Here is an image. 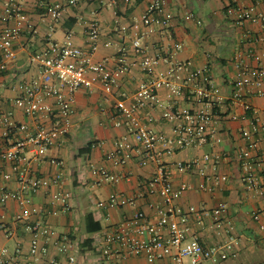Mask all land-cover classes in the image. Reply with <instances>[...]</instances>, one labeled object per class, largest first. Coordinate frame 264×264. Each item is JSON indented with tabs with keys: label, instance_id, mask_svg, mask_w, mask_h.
<instances>
[{
	"label": "crops",
	"instance_id": "crops-1",
	"mask_svg": "<svg viewBox=\"0 0 264 264\" xmlns=\"http://www.w3.org/2000/svg\"><path fill=\"white\" fill-rule=\"evenodd\" d=\"M153 1L80 0L75 6H65L61 20L56 23L48 16V5L50 2L66 5L67 0H0V24L13 26L15 23L13 16L5 14L7 2L19 4L25 17L21 35L15 43L18 59L0 82V106L3 111L11 113L17 123H26L30 128L43 121L51 125L44 115L28 116L15 104L21 96L19 84L41 82L40 66L31 63V57L46 50L50 28H54L53 39L56 42L63 43L71 36L77 46L87 49V27L97 21L101 36L94 60H104L109 68L116 70L120 67L123 51L130 65L129 71L121 75L113 93H105L100 84H96L92 90L76 92L71 132L58 146L48 151L41 165L32 164L41 177L61 176L62 191L72 196L68 207H55L57 214L32 217V221L41 220L57 233V239H50L46 244L45 240L41 242L47 247L42 257L32 259L29 255L32 235L27 224L15 221V215L20 211L17 203L9 201L3 205L0 199V223L5 222L11 231L8 236L0 229V247L7 248L9 256L18 255L20 264L28 260H33L34 264H48L51 259L58 264H67L70 256L75 257V264H110L101 257L97 246L106 232L117 230L140 211L157 221L153 206H164L163 199L157 195L141 194L144 191L142 184L150 179L156 166H142V155H136L124 165H116L106 156L116 150L119 140L126 138L134 141L126 125L114 126V116L116 103L124 100L127 106L132 105L137 88L147 79L140 65L144 53L160 58L158 70L167 71L170 65L164 59L176 43L182 44L183 49L175 53V59L191 61L194 68L208 67L214 86L225 100L209 126L207 143L179 150L164 159L172 171L174 187L184 183L193 187L174 202V207L187 216L188 239L198 238L208 247H229L228 259L218 262L207 260L203 264H264V195L246 188L239 159L242 150H251L254 170L264 177V144L251 149V140L242 135L244 130H248L253 133V140L257 136L253 131L252 112L245 110L244 103L259 108L264 119V97L249 95L244 90L240 98L235 101L231 99L241 67L256 66L259 62L254 55L261 56L260 63L264 66V42L260 40V37H264V21H246L238 25L234 17L228 14L229 7L250 6L253 4L251 0H165V10L173 15L171 26L147 38L144 52L136 53L129 34L121 35L118 28L141 20ZM256 9L258 13H263L264 4H257ZM188 14H193L194 19H187ZM182 76H186V73L183 72ZM167 94L166 89L160 90L165 106L175 102L177 107H189L185 96L171 101ZM48 102L54 104L53 100ZM148 112L149 109L139 114L141 122L160 135H173V124L163 119L161 109L151 112L157 117L154 123L146 121L145 113ZM233 115L237 118L233 119ZM0 130L3 134L0 137V153L11 142L24 136L23 132L17 130L9 135H6L4 128ZM205 155H211L213 161H204ZM27 156L31 159L34 153L29 152ZM216 156H220L217 162L214 161ZM194 159L200 162L190 172L178 171L177 163ZM13 166L12 162L0 161L1 169L13 176L9 182L0 176V195L3 189L19 188ZM101 169L124 178L118 182L104 181L92 186ZM218 176H225L227 180L215 190L199 188L202 183L212 186L214 178ZM55 189L53 187L51 191ZM113 194L136 200L131 205L109 211L98 207V202L108 200ZM32 197L34 206L52 211L50 191L40 190ZM222 203L226 205L222 214L223 224L217 227L213 212ZM191 208H195L196 212ZM256 213L261 214L259 219H255ZM89 216V227L92 229L98 224L100 230L91 233L87 230ZM166 263L172 264L169 259L155 264ZM117 264H148V261L145 255H126Z\"/></svg>",
	"mask_w": 264,
	"mask_h": 264
},
{
	"label": "built area",
	"instance_id": "built-area-1",
	"mask_svg": "<svg viewBox=\"0 0 264 264\" xmlns=\"http://www.w3.org/2000/svg\"><path fill=\"white\" fill-rule=\"evenodd\" d=\"M80 0H67L66 5L50 2L48 16L59 22L62 18L65 6H75ZM128 1V0H127ZM250 6L233 5L227 12L233 16L236 24L242 25L246 21H264V12L258 13L257 4H264V0H251ZM104 4L102 3V6ZM165 0H154L148 7L141 20L129 25L120 26L118 32L121 35L129 34L132 47L136 53L144 52V41L162 32L171 26L173 15L165 10ZM5 14L13 16V26L0 24V82L4 78L9 67L16 63L17 51L15 43L19 39L25 17L21 14V7L14 2H7L4 8ZM187 19H194L193 14H188ZM54 28L48 33L46 50L31 57V63L37 64L41 69V82H24L18 85L21 96L15 104L28 116L42 114L49 119L51 125L43 122L36 123L32 128L26 123H17L11 113L5 112L0 106V129L4 128L6 135L17 130L24 133L19 139L11 142L0 153V161L14 163L17 190L3 189L0 195L1 203L6 205L9 201H15L20 211L15 215V221L27 224L31 232L32 240L29 255L32 259H38L47 252V247L42 241L57 239V233L41 220L32 221V217H43L47 214H57L55 208L58 205L68 207L71 194L61 189V176L52 178L41 177L38 171L33 169L32 164L41 165L49 150L58 146L60 142L71 132V116L74 113L75 94L81 89L92 90L96 84H100L107 94L113 93L119 85L120 77L130 69L126 54L122 51L120 67L113 70L108 67L106 61H95L93 55L100 45V26L97 21L91 22L86 31L87 49L77 46L71 36L63 43L53 39ZM264 42V37H260ZM183 49V45L176 43L164 59L169 63L167 71L158 70L160 58L144 53L141 60V68L147 79L142 82L135 92L133 103L127 106L124 100L116 103L114 126L126 125L133 136V142L121 139L116 144V150L107 154L106 158L116 165H124L136 155H142V166L154 164L155 171L142 187L143 193L148 196L157 195L163 199L164 206H153L157 213V221L150 219L144 212H137L129 221L111 232H106L98 243V251L101 257L110 264H117L126 255H145L148 264L167 261L172 264H203L204 261L213 262L228 259V246L208 247L198 238L187 237V216L181 214L174 207L186 191L193 189L192 185L184 183L174 187L172 171L165 162V157L174 155L177 151L201 146L208 142L209 126L217 117L218 108L223 105L224 97L213 84V76L208 67L194 68L191 61L182 62L175 59V53ZM240 54V52L238 53ZM259 62L253 67H241L240 73L235 80V92L232 101L241 97L242 91L246 90L249 95L264 97V66L260 63L261 56L254 55ZM185 72L186 76H182ZM168 91V98L175 101L178 97L185 96L189 101V107L180 108L171 102L165 106L160 97V90ZM53 100L54 104L48 101ZM244 108L252 112L254 119L253 131L257 134L253 140V133L244 130L242 135L251 140V149H256L264 144V119L261 110L244 103ZM145 113L148 123L157 121L151 112L154 109L162 110V117L173 124V135L165 136L153 131L147 124L141 122L139 114ZM233 119L237 116L233 115ZM261 128V130H260ZM3 134L0 130V137ZM34 156L29 159L28 153ZM220 156H216L217 162ZM240 164L243 170V181L246 188L264 195V177L254 170L252 151L245 149L240 152ZM203 160L211 162V155H205ZM33 162V163H32ZM199 159L177 163L176 167L181 173L190 172ZM216 164V163H214ZM25 165V166H22ZM97 179L91 185L98 186L101 182H118L123 176L109 173L105 169L97 172ZM0 176L9 182L13 178L11 173L1 169ZM129 178V177H126ZM227 180L225 176L214 178L211 186L202 183L199 188L205 191L215 190L221 182ZM55 190H52V188ZM40 190L50 191V203L52 211L41 209L33 204L32 195ZM135 198H127L111 195L108 200L98 202V207L109 211L120 206L131 205ZM226 209L225 204H220L213 212L217 227L223 224L222 214ZM196 212L195 208H191ZM201 215V212L198 213ZM260 213L254 215L259 219ZM30 222V223H28ZM0 229L10 235L11 231L5 222L0 223ZM264 230V226H262ZM7 248L0 247V264H20L18 255L9 256ZM28 260L22 264H34ZM76 259L70 256L67 264H75ZM48 264H58L51 259ZM168 264V263H166Z\"/></svg>",
	"mask_w": 264,
	"mask_h": 264
},
{
	"label": "trees",
	"instance_id": "trees-1",
	"mask_svg": "<svg viewBox=\"0 0 264 264\" xmlns=\"http://www.w3.org/2000/svg\"><path fill=\"white\" fill-rule=\"evenodd\" d=\"M127 1V0H126ZM91 221V216H89L88 218H87V230L91 233V232H96V231H98V230H100V226L98 225V224H96V226H94V228H90L89 227V222Z\"/></svg>",
	"mask_w": 264,
	"mask_h": 264
}]
</instances>
